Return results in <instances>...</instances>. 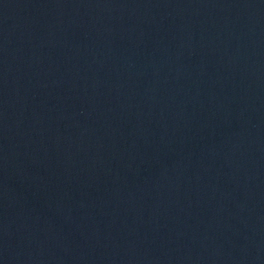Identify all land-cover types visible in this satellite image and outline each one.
<instances>
[{"label":"water","instance_id":"water-1","mask_svg":"<svg viewBox=\"0 0 264 264\" xmlns=\"http://www.w3.org/2000/svg\"><path fill=\"white\" fill-rule=\"evenodd\" d=\"M0 264H264V0H0Z\"/></svg>","mask_w":264,"mask_h":264}]
</instances>
